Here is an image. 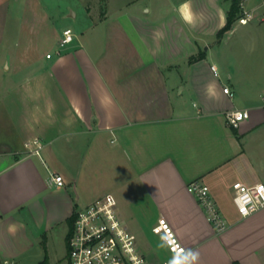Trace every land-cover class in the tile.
Masks as SVG:
<instances>
[{
	"label": "crops",
	"instance_id": "0c3cea01",
	"mask_svg": "<svg viewBox=\"0 0 264 264\" xmlns=\"http://www.w3.org/2000/svg\"><path fill=\"white\" fill-rule=\"evenodd\" d=\"M104 2L63 48L49 12L16 6V51L8 39L0 50V264L52 260L75 212L104 195L154 264H190L189 250L195 264H264V209L243 218L233 188L264 182V103L237 106L224 92L233 75H216L209 55L231 0ZM12 6L0 0V48ZM233 109L251 117L233 127ZM36 138L41 155L25 147ZM194 179L209 185L225 231L189 192ZM162 220L185 248L178 260Z\"/></svg>",
	"mask_w": 264,
	"mask_h": 264
},
{
	"label": "built area",
	"instance_id": "2783aa9c",
	"mask_svg": "<svg viewBox=\"0 0 264 264\" xmlns=\"http://www.w3.org/2000/svg\"><path fill=\"white\" fill-rule=\"evenodd\" d=\"M253 17L252 12L243 10L239 22L248 24ZM74 37L73 29L65 28L59 41L60 48L71 43ZM60 51L58 50V52ZM52 55V53H48L47 57L51 58ZM211 69L216 75H219L217 65L212 64ZM224 92L234 97V92L229 87H225ZM250 117L251 112L248 109H233L227 112V121L233 127H239L243 121ZM25 147L30 153L41 155L43 144L36 138L27 141ZM53 180L58 186L65 183L62 175H54ZM187 188L195 196L208 220L217 231H225L228 228V223L214 199L209 185L201 179H194L189 182ZM233 188L234 202L243 218L264 209V182L253 185L236 182ZM159 232L162 240L174 255V259L178 260L185 253V248L172 225L168 221L162 220ZM67 264L154 263L147 254L140 250L136 235L127 228L119 213L116 198L104 195L75 212L73 228L68 238ZM164 264H168V261H165Z\"/></svg>",
	"mask_w": 264,
	"mask_h": 264
},
{
	"label": "rangeland",
	"instance_id": "374dc122",
	"mask_svg": "<svg viewBox=\"0 0 264 264\" xmlns=\"http://www.w3.org/2000/svg\"><path fill=\"white\" fill-rule=\"evenodd\" d=\"M13 6L9 11V16L4 22V26L7 28L3 38V45L0 50L4 51L6 48L4 42L8 39L10 46L11 41H15L18 36V25L20 23V16H16L18 5L22 4L23 9L26 11L28 8H32L33 5L44 8L52 15L55 28L58 32L63 31L65 27L73 29L76 34L78 27L83 25L85 12L88 7H92V11L97 10V4L103 10L105 2L107 0H10ZM112 4H120L123 2H130L131 0H111ZM141 6L146 3L154 6L161 5L170 7V0H160L156 4V0H140ZM243 10H247L254 14L252 20L248 24H241L237 19L233 25V30L227 32L221 40L218 37L212 40L210 39L209 50L212 63H215L219 68L221 77H225V74H232L233 77L229 85L232 87V83L237 84V88L234 91L233 102L240 107L247 106L254 103H264V0H243ZM114 5V4H113ZM229 3L227 4V6ZM147 8V7H146ZM1 11V7H0ZM77 13V17H69ZM95 14V12H94ZM1 17V15H0ZM1 21H0V34H1ZM4 33V31H3ZM214 41V42H213ZM11 47V46H10ZM9 47V48H10ZM207 45L204 46L206 50ZM10 51L14 54L16 47L10 48ZM44 52L54 53L55 48H47ZM8 76L2 69L0 72V79H5ZM226 78V77H225ZM7 81H10L9 79ZM57 253V254H56ZM53 259L49 261V264H67L68 263V247L65 240L62 245L55 252ZM10 264H37L35 262H22V263H10Z\"/></svg>",
	"mask_w": 264,
	"mask_h": 264
},
{
	"label": "trees",
	"instance_id": "16d2710c",
	"mask_svg": "<svg viewBox=\"0 0 264 264\" xmlns=\"http://www.w3.org/2000/svg\"><path fill=\"white\" fill-rule=\"evenodd\" d=\"M243 0H231L230 7L227 11V22L226 24L219 30L217 37L219 40L224 38L225 34L229 31L232 30L233 25L237 19H239L243 15ZM205 56L204 52H200L197 56H194L191 58L192 61L201 59ZM75 215L70 221V227H69V232H68V238L71 234L72 228H73V223H74ZM38 264H49V260L47 257Z\"/></svg>",
	"mask_w": 264,
	"mask_h": 264
},
{
	"label": "clouds",
	"instance_id": "9594fccd",
	"mask_svg": "<svg viewBox=\"0 0 264 264\" xmlns=\"http://www.w3.org/2000/svg\"><path fill=\"white\" fill-rule=\"evenodd\" d=\"M199 259V254L195 251L189 250L187 256L185 257L186 261H190V264H195Z\"/></svg>",
	"mask_w": 264,
	"mask_h": 264
}]
</instances>
